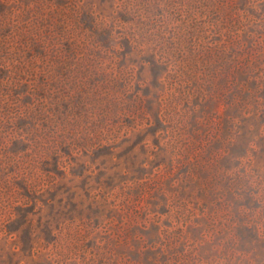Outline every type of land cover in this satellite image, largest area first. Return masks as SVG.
<instances>
[{"label":"rangeland","instance_id":"rangeland-1","mask_svg":"<svg viewBox=\"0 0 264 264\" xmlns=\"http://www.w3.org/2000/svg\"><path fill=\"white\" fill-rule=\"evenodd\" d=\"M0 264H264V0H0Z\"/></svg>","mask_w":264,"mask_h":264}]
</instances>
